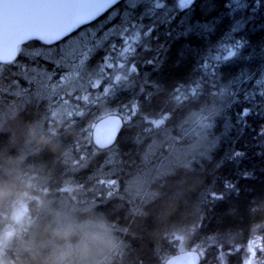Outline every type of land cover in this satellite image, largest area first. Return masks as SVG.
I'll return each mask as SVG.
<instances>
[{"label":"trees","instance_id":"obj_1","mask_svg":"<svg viewBox=\"0 0 264 264\" xmlns=\"http://www.w3.org/2000/svg\"><path fill=\"white\" fill-rule=\"evenodd\" d=\"M225 2L197 0L194 16L211 19L220 14L225 17L219 25L222 30L229 23ZM248 2L252 5L254 0ZM116 8L122 9L123 1ZM241 15L251 20L247 35L259 51L264 45V4L254 16L249 11L236 13ZM31 44L29 51L39 47V42ZM181 47V42L173 44L161 56L163 64L157 71L149 66L140 74H122L119 84L108 89L114 96L106 103V113L94 116L104 105L103 98L84 100L83 114L62 122L52 121L50 102L37 103L35 94H29L34 86L25 85L19 68L4 66L0 77V189L6 194L0 195V207L10 204V193L34 187L35 178L49 192L40 207L33 208L37 216L25 246L9 250L14 264H52L53 252L69 246L76 261L84 228L91 237L88 246L93 259H78L87 264H163L179 253L177 234L186 233L189 247L211 240L214 251L218 245L232 250L246 244L259 225L263 228L260 264H264V155H257L262 149L254 139L264 127V118L249 116L255 131L245 129L239 139L235 129L225 134L226 124H235V113L246 106L233 104L227 84L239 65L224 68L220 82L196 77L195 60L191 55L181 58ZM151 55L143 53L140 58ZM37 60L48 71L54 67ZM17 61L25 65L24 71L35 65L23 54ZM260 63L253 61L250 67L255 69ZM12 81H18L17 86ZM193 86L194 95L177 101L181 89ZM120 88L127 91L119 92ZM109 114L121 116L124 127L111 148L98 150L92 143V126ZM204 136L205 148L200 144ZM259 139L264 141V137ZM233 149L246 153L238 167L225 159ZM244 170L254 177L241 179L239 173ZM225 180L238 181L237 189H226ZM75 184L83 186L85 192L76 195L86 201L77 209L66 192L61 194ZM66 228L73 229L69 239L54 235L55 230ZM94 231L100 236L97 243ZM106 239L114 240L116 247L109 249ZM100 246L102 251L97 252ZM229 259L235 261L236 256ZM201 264H207L205 258Z\"/></svg>","mask_w":264,"mask_h":264},{"label":"snow or ice","instance_id":"obj_2","mask_svg":"<svg viewBox=\"0 0 264 264\" xmlns=\"http://www.w3.org/2000/svg\"><path fill=\"white\" fill-rule=\"evenodd\" d=\"M121 2L0 0V75L5 65L19 68V75L34 86L29 94H35L39 103L46 98L54 82L65 79L71 82L73 74L78 73V79L90 72L105 76L114 67L125 65L136 74L149 66L157 71L163 64L161 56H166L173 44L181 42L178 54L181 58L193 57L194 72L199 73L196 77L220 82L224 68L239 65L227 84L232 89L233 104L246 106L235 113V124H226L225 134L235 129L239 139L245 129L255 131L247 118L253 115L264 118V45L257 51L247 35L251 20L243 15L237 17L236 13L249 11L254 16L264 0H254L252 5L248 0H226L224 8L228 10L229 23L222 30L219 25L225 17L220 14L211 19L195 18L197 0H173L171 3L169 0H123V8H116ZM102 16L103 21L94 23ZM33 41L39 42V47L29 51ZM153 42L159 43L153 46ZM148 52L152 55L140 58ZM21 54L35 61V66L24 71L25 65L17 61ZM37 58L52 64L53 69H44ZM256 60L261 63L253 69L250 65ZM147 75L144 74L145 79ZM17 84L18 81H12L14 87ZM260 137H264V127L254 137L262 149L257 155H264V141ZM245 158L246 153L236 149L225 157L237 167ZM239 176L251 179L254 174L244 170ZM237 183L225 180L224 187L237 189ZM252 255H256L255 251Z\"/></svg>","mask_w":264,"mask_h":264},{"label":"rangeland","instance_id":"obj_3","mask_svg":"<svg viewBox=\"0 0 264 264\" xmlns=\"http://www.w3.org/2000/svg\"><path fill=\"white\" fill-rule=\"evenodd\" d=\"M169 2L171 3L173 2V0H169ZM113 23H115V21H113ZM23 56L32 63V60L28 56ZM33 66L35 65L32 64V67ZM59 71L60 70H57V72ZM131 71L133 70L125 65L121 68L114 67L112 72L107 73L105 76H100L98 74L90 72L83 78L78 79L79 74L77 73L73 74L71 82H69L67 79L63 80L62 82H54L50 86V90L48 91L47 96L44 99L46 103L50 102L49 105H51V108L49 110V115L52 121H54V119H58L59 122H62L72 115L78 116V114H83L80 109L82 108L81 103L87 102L84 100L96 101L99 98H103L104 101L102 102L104 103V105H101L99 107V111L97 112L98 114L95 113L94 116L98 117L106 113L107 111H109V109L106 108V103L111 102L112 100H110V98L114 96V93L112 94V91L108 89L114 86L116 87L120 82V76L122 74L130 73ZM24 83L27 86L29 85L25 79ZM87 84L91 85L86 86ZM195 88L196 86H193L191 88L185 87L181 89L179 96L177 97V101L183 99L185 96L187 97L189 95H194ZM81 90H83V92ZM97 108L98 107H96V109L94 110L95 112L97 111ZM114 110L117 111L119 110V108L116 106L114 107ZM86 111L87 110L85 109V112ZM126 111H124V114L127 113ZM149 122L151 124H157V122L154 121ZM206 140L207 138L206 136H204L201 140V143L199 142L204 148L206 146ZM90 153L92 154V151H90ZM74 163L75 161L72 163V165ZM72 169L73 168H70V170ZM36 181L37 180L35 178L34 187V184L31 186H27L30 189L32 188L31 190L28 189L25 191L23 189L22 191L10 193V204H3L0 207V260L4 261V264L15 263V261L9 256V250L12 246H25L24 244L30 236L29 232L31 230V226L37 216L35 215V210H33V208H39L43 201L46 200L49 195V192L47 190H42L40 185L36 183ZM106 184L109 185V183ZM65 192L67 193L66 196L71 199V204L75 206V208L73 207L74 209L85 205L86 201L83 200L84 198H82V196L79 197L76 195L85 192L83 190V186L78 184L72 185L71 187L65 188L61 194ZM17 211H20L23 214L21 221L18 223H16L14 220L15 213ZM55 221L56 220H54V222ZM94 229L97 228L94 227ZM262 229L263 228L261 225L255 227L250 240L244 245H236L232 250L218 245L217 250L214 251L211 247H213L215 244H213L211 240L204 241L202 243L189 247L188 245L190 239L184 232H182L181 234H177L174 239L176 250L178 252L196 250L201 254L202 258L206 259L207 264H260L262 259L261 255L263 253L261 236ZM82 232H85V228ZM91 233L95 234V238L97 239L95 240V242L97 243V241H99L98 239H100L99 233L96 231ZM101 233L102 232H100V234ZM72 248V246H69L68 250H72ZM99 251H102V246L99 247L97 252ZM253 251H255L256 253L254 257L252 255ZM232 255L236 256L235 261H231L229 259V257ZM76 256L77 259L76 261H74L76 257L71 258V255H69L70 260L64 264H70L73 261L76 264H87V262H84L85 260L81 261L80 259H78L81 258L79 255L76 254ZM88 258L93 259L91 253H89Z\"/></svg>","mask_w":264,"mask_h":264},{"label":"water","instance_id":"obj_4","mask_svg":"<svg viewBox=\"0 0 264 264\" xmlns=\"http://www.w3.org/2000/svg\"><path fill=\"white\" fill-rule=\"evenodd\" d=\"M123 127L124 121L121 116L116 114L105 115L92 126L91 139L93 145L98 150L111 148L116 143ZM22 217L23 214L17 211L14 217L15 222H20ZM163 264H201V256L196 250L179 252L170 256Z\"/></svg>","mask_w":264,"mask_h":264},{"label":"clouds","instance_id":"obj_5","mask_svg":"<svg viewBox=\"0 0 264 264\" xmlns=\"http://www.w3.org/2000/svg\"><path fill=\"white\" fill-rule=\"evenodd\" d=\"M6 194L3 189H0V195ZM73 233V229L66 228L63 230L57 229L54 231V235L61 238V239H69ZM91 237L87 232H84L80 245H79V251L78 255L81 257V259H87L89 255V241ZM106 246L109 249H114L116 247L114 240L112 239H106ZM70 250L66 249H57L53 252L51 260L52 264H64V262L69 258ZM0 264H4V261L0 260Z\"/></svg>","mask_w":264,"mask_h":264},{"label":"flooded vegetation","instance_id":"obj_6","mask_svg":"<svg viewBox=\"0 0 264 264\" xmlns=\"http://www.w3.org/2000/svg\"><path fill=\"white\" fill-rule=\"evenodd\" d=\"M101 18H102V17H101ZM101 18H100V19H101ZM100 19H99V20H100ZM99 20H98V21H99ZM98 21H96V22H98ZM96 22H94V23H96Z\"/></svg>","mask_w":264,"mask_h":264}]
</instances>
